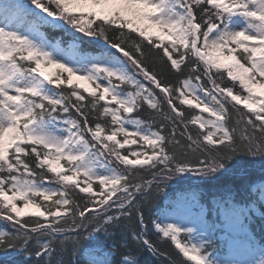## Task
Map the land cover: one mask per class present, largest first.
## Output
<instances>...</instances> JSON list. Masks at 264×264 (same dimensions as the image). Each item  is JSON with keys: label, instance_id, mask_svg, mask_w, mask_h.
Segmentation results:
<instances>
[{"label": "snow or ice", "instance_id": "obj_1", "mask_svg": "<svg viewBox=\"0 0 264 264\" xmlns=\"http://www.w3.org/2000/svg\"><path fill=\"white\" fill-rule=\"evenodd\" d=\"M68 26L73 41L76 32L96 38L98 55L76 43L66 50L44 31ZM222 70L233 86L217 82ZM192 109L201 114L187 115ZM257 163L264 205V0H0V220L10 225L0 250L27 254L25 264H83L81 239L95 245L120 232L159 256L151 223L181 264H264V242L249 230L251 198L226 189L205 209L193 192L195 214L178 204L172 223L146 222L142 206L189 176L210 183L238 174L251 197ZM216 231L239 237L224 256ZM117 264H139L135 250Z\"/></svg>", "mask_w": 264, "mask_h": 264}, {"label": "trees", "instance_id": "obj_2", "mask_svg": "<svg viewBox=\"0 0 264 264\" xmlns=\"http://www.w3.org/2000/svg\"><path fill=\"white\" fill-rule=\"evenodd\" d=\"M20 1H23L25 3L28 2V0ZM68 27L69 32L67 34L58 30L44 29V31L47 32V35L49 36L51 42H59L63 47L67 45L68 41H73L71 37V33L73 30L70 26ZM106 34L110 39H113L116 35L110 29L107 30ZM75 35L77 37L75 42H77L82 49L91 52L93 55H98V52L93 51V48L97 46V44L95 43L96 38L84 36V34L79 32H76ZM98 44L104 45L103 38L99 39ZM145 52H148L147 47H145ZM146 63H148L149 66H158L155 62L154 57L151 56L148 58V60H146ZM222 75L223 78L220 74L214 73L217 82L221 83L222 85L233 86V82L230 81L229 78H227V75L224 71H222ZM169 79L172 82H175L177 78L174 76H169ZM62 88L64 89L66 94L71 91L64 86H62ZM234 91H241L238 83L235 85ZM234 103L235 102L229 103L230 110ZM237 107L244 110L240 105H238ZM186 114L190 116L192 114L201 113L197 109H192L191 112H188ZM148 115V112L144 113V117H147ZM204 116L208 117L206 114ZM160 119V117H156L157 123ZM190 128L195 131L196 129H198V126L190 125ZM142 143L143 142H141V144ZM126 147H132L140 151H150V146L147 145H143V148H141L139 145H130ZM255 159L259 160L258 157ZM250 173L251 175L249 179L255 181V186L257 183H259V179L261 177L260 164L257 163L252 169H250ZM177 179L178 178H174L172 181H168L164 185L163 191L159 195H157L155 190H153L152 195L144 199L142 206L146 222L156 220L157 218L162 219L165 215L177 210L178 204L182 207H193L194 202L191 199V193L193 192H195L198 197H203L200 200V203L204 206L205 209H207L209 205L214 206V202L219 198L221 194L226 191V189H231L233 195H235L237 199H243L247 201L249 198H251L254 201V215L251 216L248 221L249 230L254 233L258 244L264 242V206L259 202V190L255 189L254 186L252 189V195L251 197L249 196V185L247 180L243 179L240 175L235 173L220 181L211 180L210 183H205L204 180H201L196 176H189L188 179L180 181L179 183L176 182ZM77 180L81 183L82 186H86L85 178H80ZM92 186L94 190L98 191V182L92 181ZM74 191L78 193L79 190L76 189ZM182 196L185 197V199L181 200L180 198ZM38 199L44 205L52 204V201L45 202L42 200V198ZM55 199L56 197H53V200ZM136 207H141V205L137 204ZM132 211L135 216V209H133ZM212 219H215V215H213ZM122 223L127 226V229H135V220L129 221L127 219H124L122 220ZM9 229L10 225L5 221L0 220V230L7 231ZM84 235L86 237L87 234L85 233ZM101 236L103 237V239H99L95 245H90L88 239H81L80 244L82 247V251L78 249L76 254L80 256L83 264H87V261L92 256L102 259L104 254L109 250H111L114 254L113 264H117V262L121 259V253L126 252L128 250V247H131L135 250L139 264H181V259L177 255V251L174 249V246L169 241L162 239L161 236H159L152 229L151 223H149L147 238L153 242V244L162 254L159 256L153 255L152 252L146 250L143 246L135 244L131 239L122 236L120 232L115 233L111 238L105 236L104 234H101ZM225 236L228 237L227 240L221 239V237ZM232 237L233 235H229L225 231H216L214 240H217L219 245L217 255L224 256L228 253V244L229 242H231L230 240ZM126 240L127 246L125 244ZM26 260L27 254L21 253L19 250H0V264H25Z\"/></svg>", "mask_w": 264, "mask_h": 264}, {"label": "rangeland", "instance_id": "obj_3", "mask_svg": "<svg viewBox=\"0 0 264 264\" xmlns=\"http://www.w3.org/2000/svg\"><path fill=\"white\" fill-rule=\"evenodd\" d=\"M73 43H75V42H70V43H68L66 46H61L62 48H64V49H69V47H70V45H72ZM53 71H55V70H53ZM223 71V70H222ZM225 73H226V71H224ZM66 75V74H65ZM204 115L206 114L207 116H208V114L207 113H203ZM207 118V117H206ZM198 126V125H197ZM63 163V162H62ZM80 178H85L86 179V177L83 175V174H81L79 177H77V179H80ZM93 181H95V180H93ZM255 188L256 189H258V184L255 186ZM259 200H260V192H259ZM264 206V205H263ZM184 210H186L190 215H194L195 214V211H196V209L194 208V207H182ZM180 214H183L182 212H178L177 210H175V211H173V212H171V213H169V214H167V215H165L162 219H159L160 221H162L163 223H172L173 222V218L174 217H176L177 215H180ZM189 226H191V225H189ZM233 235V237L231 238V242L232 241H237V240H239V237L238 236H236L235 234H232ZM181 239H184L183 237H181ZM234 251H235V248H234ZM98 259H99V257H97ZM256 258L257 259H259L260 258V254H259V252H257L256 253Z\"/></svg>", "mask_w": 264, "mask_h": 264}]
</instances>
